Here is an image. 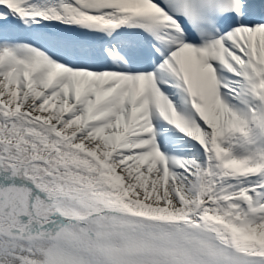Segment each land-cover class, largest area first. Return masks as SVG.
<instances>
[{"label": "snow or ice", "instance_id": "snow-or-ice-1", "mask_svg": "<svg viewBox=\"0 0 264 264\" xmlns=\"http://www.w3.org/2000/svg\"><path fill=\"white\" fill-rule=\"evenodd\" d=\"M0 264H264V0H0Z\"/></svg>", "mask_w": 264, "mask_h": 264}]
</instances>
